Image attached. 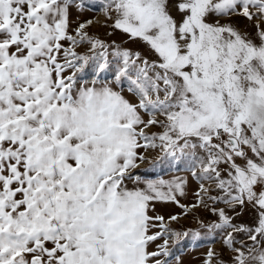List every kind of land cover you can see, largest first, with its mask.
Returning <instances> with one entry per match:
<instances>
[{
    "label": "snow or ice",
    "instance_id": "6c2138e0",
    "mask_svg": "<svg viewBox=\"0 0 264 264\" xmlns=\"http://www.w3.org/2000/svg\"><path fill=\"white\" fill-rule=\"evenodd\" d=\"M0 264H264V0H0Z\"/></svg>",
    "mask_w": 264,
    "mask_h": 264
},
{
    "label": "rangeland",
    "instance_id": "374dc122",
    "mask_svg": "<svg viewBox=\"0 0 264 264\" xmlns=\"http://www.w3.org/2000/svg\"><path fill=\"white\" fill-rule=\"evenodd\" d=\"M199 255L198 252H191V251H186L185 255H184V259L185 261H190L192 259L193 256Z\"/></svg>",
    "mask_w": 264,
    "mask_h": 264
}]
</instances>
